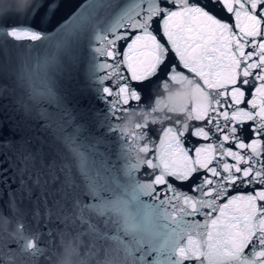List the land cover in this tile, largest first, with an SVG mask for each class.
Listing matches in <instances>:
<instances>
[{"label": "snow or ice", "instance_id": "obj_1", "mask_svg": "<svg viewBox=\"0 0 264 264\" xmlns=\"http://www.w3.org/2000/svg\"><path fill=\"white\" fill-rule=\"evenodd\" d=\"M68 2L0 0V264H264V0Z\"/></svg>", "mask_w": 264, "mask_h": 264}, {"label": "water", "instance_id": "obj_2", "mask_svg": "<svg viewBox=\"0 0 264 264\" xmlns=\"http://www.w3.org/2000/svg\"><path fill=\"white\" fill-rule=\"evenodd\" d=\"M82 2L83 0H69L68 5L64 10L63 14L66 15L67 13H70L74 8L77 7V5L81 4ZM37 3H40V0H33V3L31 4H37ZM12 4H18V3H12ZM74 75L76 79L70 81L68 84L70 90L75 88L77 81L81 83L83 81L82 70L81 72L74 73ZM181 85L182 84H180L179 86H176L174 84H169V87L165 89L163 88L162 83L159 79L156 80L155 82L148 84L147 87L143 89V100L141 102V107L133 110L131 113L144 112L147 115L148 113H150L151 108L155 104L159 103L161 106H163L164 104L171 103L172 100L178 96L179 91L181 89ZM170 97L172 99H170ZM96 106L99 107L100 105L96 103ZM153 115L157 117H162L164 119L167 115H169V113L167 112V109H165L164 111L154 113ZM128 116L124 118L123 125L125 124ZM140 119L141 118L138 117L137 122H139ZM0 120L5 121L3 134L5 137H7L8 135H10L7 127V124L11 122L9 120V113L0 111ZM133 155H135V153H133ZM56 264H72V262L69 258H62V259H57Z\"/></svg>", "mask_w": 264, "mask_h": 264}, {"label": "clouds", "instance_id": "obj_3", "mask_svg": "<svg viewBox=\"0 0 264 264\" xmlns=\"http://www.w3.org/2000/svg\"><path fill=\"white\" fill-rule=\"evenodd\" d=\"M7 2L23 3L25 5H30L31 3H33V0H7ZM178 96L184 100H195L197 102H201L204 99L202 94L194 92L192 90V87L186 83L181 85V89L179 91ZM138 117L141 118L139 122H143L145 119L156 120L157 122L163 120L162 117H157L152 113H148L147 115L144 112L130 113L125 124L122 126L123 130L125 132L132 131L133 126L137 123ZM138 155H140V158H143L142 154Z\"/></svg>", "mask_w": 264, "mask_h": 264}]
</instances>
